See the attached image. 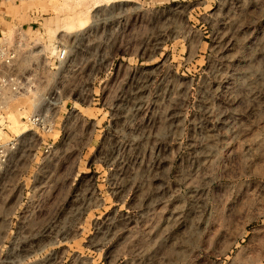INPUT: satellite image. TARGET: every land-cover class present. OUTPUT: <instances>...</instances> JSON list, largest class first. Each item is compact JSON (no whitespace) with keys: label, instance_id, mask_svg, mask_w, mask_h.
Returning a JSON list of instances; mask_svg holds the SVG:
<instances>
[{"label":"rangeland","instance_id":"374dc122","mask_svg":"<svg viewBox=\"0 0 264 264\" xmlns=\"http://www.w3.org/2000/svg\"><path fill=\"white\" fill-rule=\"evenodd\" d=\"M3 39L36 91L0 129V264H264V0H18Z\"/></svg>","mask_w":264,"mask_h":264},{"label":"built area","instance_id":"2783aa9c","mask_svg":"<svg viewBox=\"0 0 264 264\" xmlns=\"http://www.w3.org/2000/svg\"><path fill=\"white\" fill-rule=\"evenodd\" d=\"M12 1L18 0H0V4ZM15 37L18 45L23 44L26 33L22 26L16 29ZM7 41L8 40L6 39L0 41V63L12 66L17 55V49L15 46L9 43L7 44ZM51 56L54 58L53 62H56L58 65L64 63L67 59V47L62 43H56ZM34 91H36L34 73H14L9 71L0 76V114L5 116V126H0V129L7 130L6 123H8V119L6 116L11 111L10 105L14 103L17 106V110H23V106L18 104L19 99L29 94L33 95ZM33 107L34 106H32L31 112L27 113L25 116L23 115L21 118L34 127L49 131L51 129V125L47 113L34 110ZM16 143L17 142L14 137H11L6 142H0V170L7 164L11 149L15 147ZM51 145L52 144H47V147H50Z\"/></svg>","mask_w":264,"mask_h":264}]
</instances>
